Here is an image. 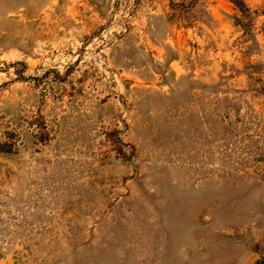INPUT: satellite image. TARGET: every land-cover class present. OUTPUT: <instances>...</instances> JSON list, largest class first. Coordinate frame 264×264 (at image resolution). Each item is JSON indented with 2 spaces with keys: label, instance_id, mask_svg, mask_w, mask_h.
Wrapping results in <instances>:
<instances>
[{
  "label": "rangeland",
  "instance_id": "1",
  "mask_svg": "<svg viewBox=\"0 0 264 264\" xmlns=\"http://www.w3.org/2000/svg\"><path fill=\"white\" fill-rule=\"evenodd\" d=\"M0 0V264H264V0Z\"/></svg>",
  "mask_w": 264,
  "mask_h": 264
},
{
  "label": "trees",
  "instance_id": "2",
  "mask_svg": "<svg viewBox=\"0 0 264 264\" xmlns=\"http://www.w3.org/2000/svg\"><path fill=\"white\" fill-rule=\"evenodd\" d=\"M236 4H239L238 0H233Z\"/></svg>",
  "mask_w": 264,
  "mask_h": 264
}]
</instances>
